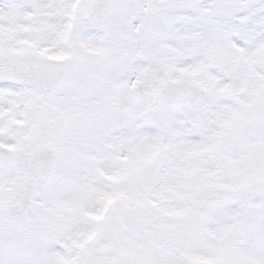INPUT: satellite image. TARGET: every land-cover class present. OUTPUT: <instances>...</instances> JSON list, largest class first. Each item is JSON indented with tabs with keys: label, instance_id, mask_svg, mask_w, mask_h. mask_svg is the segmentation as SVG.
<instances>
[{
	"label": "snow or ice",
	"instance_id": "6c2138e0",
	"mask_svg": "<svg viewBox=\"0 0 264 264\" xmlns=\"http://www.w3.org/2000/svg\"><path fill=\"white\" fill-rule=\"evenodd\" d=\"M0 264H264V0H0Z\"/></svg>",
	"mask_w": 264,
	"mask_h": 264
}]
</instances>
